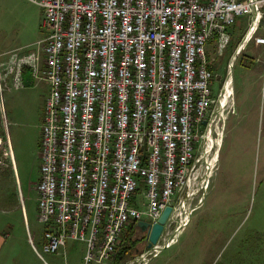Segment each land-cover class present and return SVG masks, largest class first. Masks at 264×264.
<instances>
[{
    "label": "built area",
    "instance_id": "built-area-1",
    "mask_svg": "<svg viewBox=\"0 0 264 264\" xmlns=\"http://www.w3.org/2000/svg\"><path fill=\"white\" fill-rule=\"evenodd\" d=\"M26 1L42 11L48 31L41 48L48 97L36 188L42 249L54 253L70 238L85 243L83 264H107L125 223L136 227L144 217L152 225L167 206L170 223L184 185L207 188L194 159L211 104L210 74L195 67L200 40L253 12L258 1ZM22 64L35 77L33 54ZM101 129L107 161L97 156ZM101 163L110 167L96 170L93 164ZM141 185L138 211L130 198ZM185 217L179 215L171 234L169 223L164 226L157 244L127 264H146L169 247L188 224Z\"/></svg>",
    "mask_w": 264,
    "mask_h": 264
},
{
    "label": "rangeland",
    "instance_id": "rangeland-1",
    "mask_svg": "<svg viewBox=\"0 0 264 264\" xmlns=\"http://www.w3.org/2000/svg\"><path fill=\"white\" fill-rule=\"evenodd\" d=\"M257 1L253 12L235 16L224 29L219 28L200 40L203 54L195 67L202 65L210 74L205 88L211 104L205 113L204 125L198 131L194 159L198 161L197 173L208 181L207 188L197 192L191 182L184 185L185 191L173 200L176 206L173 220L169 223L168 219L164 226L169 223L166 233L171 234L179 215L198 205L187 217L190 225L187 227L188 222L173 243L146 264H264V0ZM20 3L23 6L15 3L19 10L13 14L9 26L16 29V34L21 33L16 41L21 42L22 47L11 51L6 61L0 62V217L15 228L24 218L35 246H40L38 255L47 264H83L84 242L66 238L54 253L42 249L44 223L37 217L36 188L40 179L42 122L48 97L47 83L41 75L44 66L41 48L48 31L42 11L30 2L21 0ZM252 24L253 33L239 50ZM31 54L39 65L35 77L31 69L22 64L23 58ZM233 54L235 59L230 67ZM19 69L20 74L15 77ZM229 76L231 92L225 106L217 113L223 85ZM28 81L33 84L28 85ZM219 137L220 147L217 146ZM104 139L101 129L97 156L107 161ZM216 153L217 161L211 164ZM93 166L98 171L110 167L102 163ZM144 191L141 185L131 193V204L138 211L143 208ZM191 192L194 194L186 198ZM141 221L148 223L144 217ZM166 233L163 238L168 236ZM146 238V232L137 224L135 227L125 223L107 264L133 261L148 250ZM79 244L84 246L83 257Z\"/></svg>",
    "mask_w": 264,
    "mask_h": 264
},
{
    "label": "crops",
    "instance_id": "crops-1",
    "mask_svg": "<svg viewBox=\"0 0 264 264\" xmlns=\"http://www.w3.org/2000/svg\"><path fill=\"white\" fill-rule=\"evenodd\" d=\"M23 1L25 2L26 0ZM16 2L20 6H23L20 3L21 0H0V62L2 63L6 61L7 55L13 53L15 49L22 47L21 42L17 43L16 41L17 36L21 35V33L16 34V29H12L9 26L13 14L19 10V7L15 6ZM21 212L24 216V212L22 210ZM1 213L2 211H0ZM4 220L3 217H0V264H47L38 255L40 246L39 248L35 246L26 220L23 218V221L17 224L16 228L12 223ZM190 222L187 227L190 225ZM42 238L37 242L39 245L42 244ZM79 245H81L83 257L84 246L82 244Z\"/></svg>",
    "mask_w": 264,
    "mask_h": 264
},
{
    "label": "water",
    "instance_id": "water-1",
    "mask_svg": "<svg viewBox=\"0 0 264 264\" xmlns=\"http://www.w3.org/2000/svg\"><path fill=\"white\" fill-rule=\"evenodd\" d=\"M171 212L170 207H166L156 223L150 225L149 223L140 221L137 223V227L147 234V248L150 249L152 245H155L162 233L163 226L167 222Z\"/></svg>",
    "mask_w": 264,
    "mask_h": 264
},
{
    "label": "bare ground",
    "instance_id": "bare-ground-1",
    "mask_svg": "<svg viewBox=\"0 0 264 264\" xmlns=\"http://www.w3.org/2000/svg\"><path fill=\"white\" fill-rule=\"evenodd\" d=\"M253 28H254V24H252V25L250 26L249 31L247 32V34L244 36L243 40L241 41V44L239 45L240 48L238 47L239 50L242 49L243 45L245 44V42H246L247 39L249 38L250 34L253 32ZM231 59H233V60H231L232 62L230 63V67H232V64H233V62H234L235 54H233V56H232ZM34 79H35V78H34ZM229 82H230V76L228 77L226 84L223 85L224 88H223V92H222V94H221V98H220V100H219V102H218V106H219V108H218L217 113H218V112L220 113L221 108H223V107L225 106V104H226V102H227V99H228V97H229V94H230V92H231V89H230V87H229ZM223 112H224V111H223ZM218 123H219V122H218ZM219 128H220V127H219ZM208 134H209V133H208ZM213 137H214V136H213ZM208 140H209V142H212V139H211L210 136L208 137ZM220 143H221V137H219V140L217 141V146H218V147H220ZM208 144H209V143H208ZM210 145H211V144H209V148H211ZM217 153H218V151H217ZM217 153H216V155H214L213 160L211 161V164H212L213 162H216V161H217ZM213 167H215V166H213ZM213 167H212V168H213ZM207 175H208V177H210V173H209V171L207 172ZM185 215H186V217H188V216H187V215H188V212H185ZM182 217H184V215H183ZM186 217H185V218H186ZM162 231H163V229H162Z\"/></svg>",
    "mask_w": 264,
    "mask_h": 264
},
{
    "label": "trees",
    "instance_id": "trees-1",
    "mask_svg": "<svg viewBox=\"0 0 264 264\" xmlns=\"http://www.w3.org/2000/svg\"><path fill=\"white\" fill-rule=\"evenodd\" d=\"M253 33V32H252ZM244 47V46H243ZM243 49V48H242ZM241 49V50H242ZM24 74V73H23ZM25 79H30V78H25ZM33 83L31 81H28V85H32Z\"/></svg>",
    "mask_w": 264,
    "mask_h": 264
}]
</instances>
